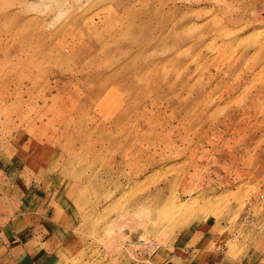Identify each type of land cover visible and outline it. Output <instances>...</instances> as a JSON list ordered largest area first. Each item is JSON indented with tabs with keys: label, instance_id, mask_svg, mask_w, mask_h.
<instances>
[{
	"label": "rangeland",
	"instance_id": "rangeland-1",
	"mask_svg": "<svg viewBox=\"0 0 264 264\" xmlns=\"http://www.w3.org/2000/svg\"><path fill=\"white\" fill-rule=\"evenodd\" d=\"M0 169L54 191L65 264L264 255V0H0Z\"/></svg>",
	"mask_w": 264,
	"mask_h": 264
},
{
	"label": "crops",
	"instance_id": "crops-1",
	"mask_svg": "<svg viewBox=\"0 0 264 264\" xmlns=\"http://www.w3.org/2000/svg\"><path fill=\"white\" fill-rule=\"evenodd\" d=\"M23 171L0 169V264H65L61 232L74 224L66 223L67 211L55 203L54 191L31 188ZM206 234L195 242L192 233L182 237L171 250L148 256L145 264H264V255L252 262L238 261L218 249L206 250Z\"/></svg>",
	"mask_w": 264,
	"mask_h": 264
}]
</instances>
